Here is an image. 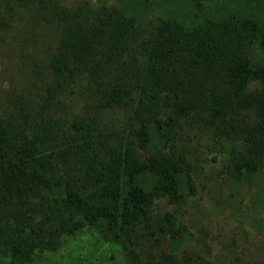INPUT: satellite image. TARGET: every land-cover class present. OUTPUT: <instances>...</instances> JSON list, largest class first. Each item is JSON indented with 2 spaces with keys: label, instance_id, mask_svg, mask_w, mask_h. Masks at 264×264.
<instances>
[{
  "label": "trees",
  "instance_id": "trees-1",
  "mask_svg": "<svg viewBox=\"0 0 264 264\" xmlns=\"http://www.w3.org/2000/svg\"><path fill=\"white\" fill-rule=\"evenodd\" d=\"M27 10L48 29L31 28L44 56L28 51L24 83L0 95V256L25 262L90 226L131 264H177L140 260L133 244L184 238L158 209L195 193L179 139L217 145L264 205L263 2L0 0L3 34L17 38Z\"/></svg>",
  "mask_w": 264,
  "mask_h": 264
},
{
  "label": "rangeland",
  "instance_id": "rangeland-1",
  "mask_svg": "<svg viewBox=\"0 0 264 264\" xmlns=\"http://www.w3.org/2000/svg\"><path fill=\"white\" fill-rule=\"evenodd\" d=\"M61 1L70 5L78 0ZM89 1L98 5L120 0ZM30 12L27 10L19 16L16 23L12 21L13 27L8 30L17 38L0 30V95L11 83L18 87L24 83L22 72L26 66L22 61L29 59L28 51L35 53L36 60L44 56L45 45L36 43L40 36L34 35L37 40L34 42L30 32L31 28H39L37 32L41 35L48 27L42 25L43 20L34 28L35 19ZM8 41H15L16 45L10 46ZM177 142L178 146L188 145L194 163L195 193L185 188L187 196L183 202L177 204L164 198L159 201L158 209L175 214L184 226V238L179 237L177 243L169 235L155 239L141 236L133 244L139 259L152 262L160 259L162 253L171 252L177 264H264V225L258 222L259 216L264 218V205L253 207L250 190L231 177L217 145L192 139ZM0 264H131V255L121 243L105 240L97 229L85 226L65 235L55 250L37 253L32 259L17 263L0 256Z\"/></svg>",
  "mask_w": 264,
  "mask_h": 264
}]
</instances>
